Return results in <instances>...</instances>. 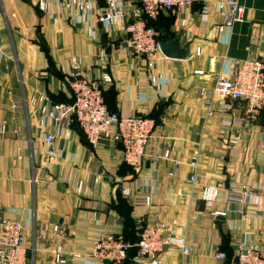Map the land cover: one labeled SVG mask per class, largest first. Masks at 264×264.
<instances>
[{
	"label": "crops",
	"instance_id": "crops-1",
	"mask_svg": "<svg viewBox=\"0 0 264 264\" xmlns=\"http://www.w3.org/2000/svg\"><path fill=\"white\" fill-rule=\"evenodd\" d=\"M217 1L193 0L180 14L160 13L154 22L158 36L177 37L189 55H161L152 85L127 47L124 25L129 18L110 31L100 26L104 0H45L43 9L39 0H0V123L5 122L0 211L22 225L23 264H55L57 246L66 255L85 254L102 234L130 236L135 231L138 236L143 226L159 221L192 245L189 255L165 248L159 264H231L240 243L264 257V212L254 202L228 199L230 187L255 186L254 196L264 208V109L240 122L245 104L231 101L229 110L206 116L198 95L217 73L231 76L235 59L264 50L257 45L264 32V0H240L244 21L221 34L215 32L223 20L214 9ZM127 3L137 6L136 0ZM205 7L210 13L203 20ZM73 57L79 58L86 78L110 77L103 89L111 110L151 116L155 128L148 150L171 149V159L156 165L145 161L134 170L123 163L121 145L110 135L93 148L76 124L60 130L40 113L68 102ZM51 66L61 77L51 73ZM46 134L55 136L53 153L43 140ZM195 150L199 184L223 185L210 208L189 182L188 162ZM123 187L129 188L128 196ZM227 206L229 214H212ZM218 252L223 259L216 258ZM78 264L101 263L86 258Z\"/></svg>",
	"mask_w": 264,
	"mask_h": 264
},
{
	"label": "built area",
	"instance_id": "built-area-1",
	"mask_svg": "<svg viewBox=\"0 0 264 264\" xmlns=\"http://www.w3.org/2000/svg\"><path fill=\"white\" fill-rule=\"evenodd\" d=\"M136 1L137 6L130 8L127 0H104L105 7L99 14L98 20L103 31H110L114 23L129 18L124 25L127 47L131 55L148 71L151 84L156 85L157 78L153 72L162 53L158 33L146 25L143 15L155 19L161 12L180 14L190 7L193 0ZM44 3L45 0H39L41 9L44 8ZM214 9L223 19L222 23L215 27L217 34L244 21V7L240 0L217 1ZM209 13L210 8L205 7L201 14L202 19L206 20ZM257 45L264 46V32L260 34ZM98 59L101 62L105 60L102 51ZM71 66L68 88L72 101L55 103L48 110L42 109L40 112L51 120L56 128L68 129L76 124L93 148L100 144L103 136L110 135V138L121 145L122 161L134 170L143 166L145 161L156 165L163 160L171 159V149H164L160 153L148 150L149 140L155 128L153 119L137 114L119 115L107 109L102 94L103 85L111 81L107 74H102L98 80L86 78L80 69V61L77 57L71 58ZM198 95L204 101L206 116H212L217 111L229 110L231 101H242L245 109L239 121L256 118L264 107V50L253 57L235 59L231 76L217 73L212 85L209 88H200ZM226 121L225 123L231 126V123ZM4 131L5 122H1L0 133ZM43 140L49 146V153H53L55 136L46 134ZM175 163L178 164L177 161ZM197 164L198 150H195L192 159L188 162L189 182L193 187L199 188L200 199L210 208L223 189V185H200L197 178ZM168 175L171 176L172 173ZM255 189V186L249 185H243L241 191L230 187L228 199L243 205L254 202L257 211L264 212L261 203L254 196ZM122 192L125 196L130 194L128 187H123ZM231 211L227 206L213 211L212 214L225 216ZM238 212L241 213V210L239 209ZM138 237V242L130 243L122 235L102 234L91 241L90 249L85 254L66 255L61 246H57L53 251L52 259L55 264H78L79 260L86 258L101 264H121L127 259L128 251L136 247V253L131 258L133 264H159V256L167 247L179 250L182 255H189L192 252V245L185 235L177 234L173 226L163 221L143 226L138 232ZM216 258L223 259L224 254L218 252ZM24 259L22 225L18 220L7 217L0 211V264H23ZM231 264H264V257L256 248L240 243Z\"/></svg>",
	"mask_w": 264,
	"mask_h": 264
},
{
	"label": "water",
	"instance_id": "water-1",
	"mask_svg": "<svg viewBox=\"0 0 264 264\" xmlns=\"http://www.w3.org/2000/svg\"><path fill=\"white\" fill-rule=\"evenodd\" d=\"M160 51L162 55L168 58L185 59L189 55L188 49L179 48V39L176 38H164L159 41ZM50 71L54 76L61 77V74L53 67H50Z\"/></svg>",
	"mask_w": 264,
	"mask_h": 264
},
{
	"label": "trees",
	"instance_id": "trees-1",
	"mask_svg": "<svg viewBox=\"0 0 264 264\" xmlns=\"http://www.w3.org/2000/svg\"><path fill=\"white\" fill-rule=\"evenodd\" d=\"M138 3H137V1H136V5H137ZM160 15V14H159ZM158 15V16H159ZM157 16V17H158ZM157 17L155 18V19H150V18H148V17H146V16H144L143 15V18H144V21H145V23H146V25L147 26H149V27H152L153 29H155V27H154V22H155V20L157 19ZM164 38H166V36L165 35H161V36H158V39H159V41L160 40H162V39H164ZM69 94H70V98L68 99V100H66V101H68V102H65V101H63V102H61L60 101V103H70L71 101H72V96H71V92H70V90H69ZM102 94H103V98H104V101H105V104H106V107H107V109L110 111V112H114L113 110H111L109 107H108V105H107V102H106V99H105V90L104 89H102ZM59 102V101H58ZM262 109H264V107L262 108ZM117 113V112H116ZM142 116H144V115H142ZM145 117H148V118H151V116H145ZM152 119V118H151ZM124 163V162H123ZM128 166V165H127ZM123 237H124V239L126 240V241H128V242H130V243H136V242H138V240H139V237L138 236H136L135 235V231L132 233V235H130V236H125V235H122ZM136 253V247H133V248H131L129 251H128V257H127V259H125L124 261H131V258H132V256L134 255ZM123 261V262H124Z\"/></svg>",
	"mask_w": 264,
	"mask_h": 264
}]
</instances>
